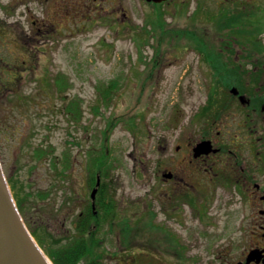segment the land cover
Here are the masks:
<instances>
[{
	"label": "rangeland",
	"instance_id": "374dc122",
	"mask_svg": "<svg viewBox=\"0 0 264 264\" xmlns=\"http://www.w3.org/2000/svg\"><path fill=\"white\" fill-rule=\"evenodd\" d=\"M263 65L264 0L220 9L202 0H0V166L12 198L11 183L26 198V229L42 223L47 246L76 236L104 164L102 199L115 216L86 259L116 264L120 244L129 256L158 251L173 257L164 264H203L236 231L233 195L220 191L201 218L158 179L184 173L198 108L231 87L255 91L245 76Z\"/></svg>",
	"mask_w": 264,
	"mask_h": 264
},
{
	"label": "flooded vegetation",
	"instance_id": "af4514ba",
	"mask_svg": "<svg viewBox=\"0 0 264 264\" xmlns=\"http://www.w3.org/2000/svg\"><path fill=\"white\" fill-rule=\"evenodd\" d=\"M171 1L174 0L168 2ZM202 1L213 2L220 9L256 0ZM28 55L33 59L31 52ZM247 74L245 77L248 80L244 82L255 83V89L258 90H236V93H232L231 87L225 97L218 96L213 102L207 101L208 106L198 108L189 123L191 127L197 124V129L192 128L184 142L187 150L184 173L165 170L158 179V188L162 184H172L173 190L182 193L183 196L179 198L190 206L195 216L201 218L210 219V211L215 208V198L220 191L233 195L234 207L240 215L237 217L236 231L233 236L224 238L223 244L209 255H202L204 258L208 257L200 261L203 264H264V69L260 70L259 66H255ZM240 81L243 82L242 79ZM201 144H208L210 151L196 155L195 149ZM178 150L179 147L175 149L176 152ZM167 197L168 201L172 200V196ZM97 198L96 193L94 211L89 199L93 213H96ZM100 201H103L102 197ZM159 201L160 196L157 197V202ZM80 214L81 212L77 213V216ZM126 223L125 220L122 222L128 226ZM93 229L99 231L95 224ZM101 247L103 246L99 245L98 249ZM118 248L117 252L111 256L109 254L111 258L117 259L116 264H145V259L150 264H164L161 262L166 256L163 252L139 251L138 255L129 256L128 245L122 247L119 244ZM209 256L213 260L209 261ZM140 258L143 260L139 261Z\"/></svg>",
	"mask_w": 264,
	"mask_h": 264
},
{
	"label": "trees",
	"instance_id": "16d2710c",
	"mask_svg": "<svg viewBox=\"0 0 264 264\" xmlns=\"http://www.w3.org/2000/svg\"><path fill=\"white\" fill-rule=\"evenodd\" d=\"M153 5V4H150ZM155 5V6H160ZM198 43H203L201 47H203L206 43L205 39L197 41ZM208 54V53H207ZM57 81V80H56ZM59 83V81H57ZM242 83V82H239ZM115 89V87L109 86L108 89H104L102 91V97L106 102H108V97L111 95L112 91ZM73 107V106H71ZM41 152H36L37 157L41 155ZM96 161L93 162L92 167L94 168L95 165H97L96 162H98V157L95 159ZM104 168V164L99 165L98 168V176L102 175V170ZM101 177V176H100ZM9 183V181H8ZM95 184V179L91 181V188ZM93 185V186H92ZM105 184L102 182L99 186L97 195V203H96V213L91 212L90 208V202L87 204L86 207L81 211V214L76 217L75 220V234L76 236L68 239L65 243H61V241H55L53 244L50 243V245L47 246L46 244V237L39 231H45L42 229L44 226L42 223L36 225L34 228L32 227V224H30L28 221L26 222V225L28 227V230L31 234V236L34 238L36 243L46 256L49 258L52 264H79L83 259H85V262L83 264H101L100 259L94 258L87 260L86 258L88 255L92 252V250L96 251L98 246L100 245L97 237H98V231H94L93 224L96 225L97 228L100 227L101 222L105 220L112 219L115 216L114 208L112 207L111 202L105 203L104 201H100V197L104 199L105 196ZM11 189L13 194V198L15 200V203L17 205V209L20 213H23L25 211V203H27L26 198L19 195L18 192H16L14 189V185L11 183ZM22 189V188H21ZM45 194L43 195V197ZM38 197L42 198V194H38Z\"/></svg>",
	"mask_w": 264,
	"mask_h": 264
},
{
	"label": "water",
	"instance_id": "95a60500",
	"mask_svg": "<svg viewBox=\"0 0 264 264\" xmlns=\"http://www.w3.org/2000/svg\"><path fill=\"white\" fill-rule=\"evenodd\" d=\"M145 3L161 4L169 0H141ZM236 93V89H231ZM208 144L198 145L195 153H208ZM100 186L99 177L96 178L94 189L90 193L92 210L97 189ZM0 264H48L44 254L36 245L34 239L26 229L17 207L14 203L10 189L3 176L0 166Z\"/></svg>",
	"mask_w": 264,
	"mask_h": 264
},
{
	"label": "bare ground",
	"instance_id": "6f19581e",
	"mask_svg": "<svg viewBox=\"0 0 264 264\" xmlns=\"http://www.w3.org/2000/svg\"><path fill=\"white\" fill-rule=\"evenodd\" d=\"M45 259H46L48 264H52L48 258L45 257Z\"/></svg>",
	"mask_w": 264,
	"mask_h": 264
}]
</instances>
